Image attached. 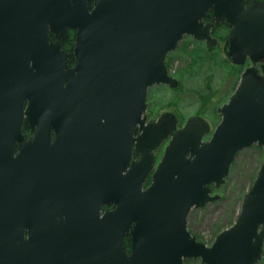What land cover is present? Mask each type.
I'll return each instance as SVG.
<instances>
[{
	"label": "water",
	"instance_id": "1",
	"mask_svg": "<svg viewBox=\"0 0 264 264\" xmlns=\"http://www.w3.org/2000/svg\"><path fill=\"white\" fill-rule=\"evenodd\" d=\"M89 1L0 0V264H257L264 159L235 222L210 246L188 231L187 216L219 200L212 185L239 151L257 144L264 154V2ZM208 11L214 23L204 24ZM223 22L225 56L254 66L210 138L198 115L182 127L172 113L148 120V89L178 84L167 54L184 35L213 47L211 28ZM67 28L76 31L73 66L60 45Z\"/></svg>",
	"mask_w": 264,
	"mask_h": 264
},
{
	"label": "rangeland",
	"instance_id": "2",
	"mask_svg": "<svg viewBox=\"0 0 264 264\" xmlns=\"http://www.w3.org/2000/svg\"><path fill=\"white\" fill-rule=\"evenodd\" d=\"M216 35L220 36V33L216 32ZM165 63L179 85L174 89L165 85L148 89L147 114L157 117L163 112H171L181 123L190 115H198L209 122L211 130L221 120L218 108L228 101L240 73L249 66V63L232 64L223 53V42L208 48L189 37L179 42L167 55ZM166 143L158 149L156 164ZM263 159L262 148L256 144L237 153L225 182L213 191L220 199L192 209L187 216L188 230L197 240L210 246L219 232L235 222L243 196L252 186ZM184 263L202 264L199 259H187ZM257 264H264V251Z\"/></svg>",
	"mask_w": 264,
	"mask_h": 264
},
{
	"label": "flooded vegetation",
	"instance_id": "3",
	"mask_svg": "<svg viewBox=\"0 0 264 264\" xmlns=\"http://www.w3.org/2000/svg\"><path fill=\"white\" fill-rule=\"evenodd\" d=\"M252 1H254V0H252ZM256 1V0H255ZM257 1H262V2H264V0H257ZM92 4H93V0H90L89 2H88V7H89V9H91L92 8ZM208 15H210V17L208 16ZM202 22L204 23V24H208V23H214V21H213V16H212V11H208L206 14H205V16H204V18L202 19ZM215 27H219L220 29H219V31H216V32H219L220 33V36H217L216 35V32L214 31V28ZM230 30H231V28L225 23V22H223V23H221L220 25H214L212 28H211V36L215 39V41H216V44L213 46V47H216L217 45H218V43L219 42H223V49H224V46H225V42H226V39H227V36L229 35V33H230ZM70 32H72L73 33V35H74V42H75V30L74 29H72V28H67V33H66V37H65V39H63V40H61L60 41V45H61V49L63 50V51H65V52H67V53H69L70 54V56H69V66H73V63H74V56H73V49H72V51L70 52V49L69 50H65V49H63L62 48V42L63 41H65L66 39H67V37L69 36V34H70ZM49 37H50V40H54V37H53V34H49ZM184 37H189V38H191V39H193L194 41H197V42H201V43H204L205 45H206V43H205V41H198V40H196V39H194L192 36H190V35H184L183 37H182V39L180 40V41H182L183 39H184ZM179 41V42H180ZM179 44V43H178ZM207 46V45H206ZM74 47V46H73ZM208 48H213V47H209V46H207ZM223 53H224V50H223ZM225 55V54H224ZM71 57L73 58V63L71 64L70 63V59H71ZM226 57V56H225ZM227 58V57H226ZM228 59V58H227ZM229 60V59H228ZM249 63V66H247L245 69H247V68H249V67H252V66H254V64L250 61V60H248L247 59V61H246V63L244 64V65H246V64H248ZM264 63V59L261 61V62H259L258 64H256L257 65V67H258V69L260 70V72H261V66H262V64ZM241 66H243V65H241ZM244 69V70H245ZM243 70V71H244ZM242 71V72H243ZM241 72V73H242ZM240 73V74H241ZM262 73V72H261ZM241 76V75H240ZM178 85H179V81H178ZM165 86H168V85H165ZM237 86V85H236ZM169 87V86H168ZM236 88V87H235ZM164 113V112H163ZM171 113V112H170ZM146 114H147V109H146ZM162 114V113H161ZM173 114V113H172ZM158 116H160V115H158ZM157 116V117H158ZM176 116V115H175ZM157 117H152V116H149L148 114H147V119L148 120H151V119H153V120H155ZM176 118H177V123L180 125L181 124V121H179V118L176 116ZM24 125V124H23ZM27 125V124H26ZM181 126V125H180ZM23 127V126H22ZM29 127V126H28ZM30 128V127H29ZM31 129V128H30ZM23 133V132H22ZM33 133H34V131H33V129H31V134L29 135V136H25L24 135V133H23V135L25 136V138L26 139H30L32 136H33ZM52 139H53V133H52ZM169 141V139L167 140V142ZM167 144V143H166ZM165 147V146H164ZM160 148V147H159ZM164 149V148H163ZM157 152H158V150L155 152V155H156V160H157ZM162 152H163V150H162ZM162 152H161V155H162ZM161 155H160V158H161ZM133 159H137V156H133ZM160 160V159H159ZM159 162V161H158ZM158 162H157V164H158ZM152 173V172H151ZM150 182H151V174L148 176V178L146 179V182H145V184H144V186H143V188H146L149 184H150ZM106 208H109V209H112V207L111 206H104L103 207V209L102 210H105ZM125 237H129V236H125ZM125 237L123 238V248L127 251V252H129L130 251V249L129 250H127L126 249V247H125ZM129 242H130V240H129ZM130 247H131V243H130Z\"/></svg>",
	"mask_w": 264,
	"mask_h": 264
},
{
	"label": "trees",
	"instance_id": "4",
	"mask_svg": "<svg viewBox=\"0 0 264 264\" xmlns=\"http://www.w3.org/2000/svg\"><path fill=\"white\" fill-rule=\"evenodd\" d=\"M210 17V15H208ZM219 27H215L214 31H219ZM74 35L72 32H70L69 36L67 37V39L65 41L62 42V48L65 50H69L70 52L72 51V49L74 48ZM70 63H73V58L71 57L70 59ZM261 72L264 75V63L261 66ZM22 132L24 133L25 136H29L31 134V129L28 127V125L24 124L22 127ZM125 247L127 250L130 249V242H129V237H125Z\"/></svg>",
	"mask_w": 264,
	"mask_h": 264
},
{
	"label": "bare ground",
	"instance_id": "5",
	"mask_svg": "<svg viewBox=\"0 0 264 264\" xmlns=\"http://www.w3.org/2000/svg\"><path fill=\"white\" fill-rule=\"evenodd\" d=\"M189 231V230H188Z\"/></svg>",
	"mask_w": 264,
	"mask_h": 264
}]
</instances>
